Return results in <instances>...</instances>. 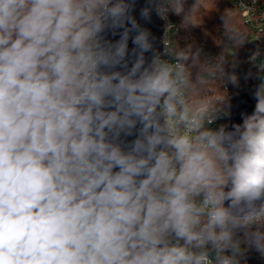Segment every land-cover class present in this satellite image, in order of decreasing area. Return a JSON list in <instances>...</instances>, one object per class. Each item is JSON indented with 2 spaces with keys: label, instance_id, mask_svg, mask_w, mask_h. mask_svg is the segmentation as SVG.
<instances>
[{
  "label": "clouds",
  "instance_id": "1",
  "mask_svg": "<svg viewBox=\"0 0 264 264\" xmlns=\"http://www.w3.org/2000/svg\"><path fill=\"white\" fill-rule=\"evenodd\" d=\"M184 10L0 0V264L264 260V76L213 126L229 101L194 97L189 51L145 26Z\"/></svg>",
  "mask_w": 264,
  "mask_h": 264
},
{
  "label": "trees",
  "instance_id": "2",
  "mask_svg": "<svg viewBox=\"0 0 264 264\" xmlns=\"http://www.w3.org/2000/svg\"><path fill=\"white\" fill-rule=\"evenodd\" d=\"M184 9L182 16L170 15V19L179 29L176 51H189V64L195 60L191 69L193 79L199 75L203 80L194 97H204L219 105L222 98L230 101L231 97L248 91L255 105L259 67L254 52L260 37L245 28L230 0H184ZM232 73L239 78V88L227 80ZM229 119L230 116L215 121L213 126L229 124ZM247 264H264V260L250 253Z\"/></svg>",
  "mask_w": 264,
  "mask_h": 264
},
{
  "label": "built area",
  "instance_id": "3",
  "mask_svg": "<svg viewBox=\"0 0 264 264\" xmlns=\"http://www.w3.org/2000/svg\"><path fill=\"white\" fill-rule=\"evenodd\" d=\"M231 5L238 10L241 15L245 28L260 37L254 57L264 63V0H230ZM164 22V21H163ZM165 30L167 32L165 36ZM178 27L170 17L164 22V31L162 35V49L164 51L165 40L170 49L176 51V41L178 35ZM259 53V55H256ZM166 59L169 57H165Z\"/></svg>",
  "mask_w": 264,
  "mask_h": 264
},
{
  "label": "water",
  "instance_id": "4",
  "mask_svg": "<svg viewBox=\"0 0 264 264\" xmlns=\"http://www.w3.org/2000/svg\"><path fill=\"white\" fill-rule=\"evenodd\" d=\"M142 2V0H141ZM157 37V46L162 49V35L164 31V22L153 16L152 22L145 25ZM230 119L229 125L242 123V113L250 114L254 110V102L248 91H244L230 98Z\"/></svg>",
  "mask_w": 264,
  "mask_h": 264
},
{
  "label": "rangeland",
  "instance_id": "5",
  "mask_svg": "<svg viewBox=\"0 0 264 264\" xmlns=\"http://www.w3.org/2000/svg\"><path fill=\"white\" fill-rule=\"evenodd\" d=\"M261 64H264V63H262L261 61H258L257 62V65H258V67L261 65ZM260 76H264V70H261V68L259 67V77ZM261 81H260V79H259V83H260Z\"/></svg>",
  "mask_w": 264,
  "mask_h": 264
}]
</instances>
